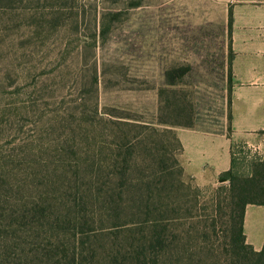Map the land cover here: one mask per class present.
Listing matches in <instances>:
<instances>
[{"label": "rangeland", "instance_id": "rangeland-1", "mask_svg": "<svg viewBox=\"0 0 264 264\" xmlns=\"http://www.w3.org/2000/svg\"><path fill=\"white\" fill-rule=\"evenodd\" d=\"M238 2H0V264L20 254L23 239L31 241L23 232L25 214L49 197L66 201L77 192L88 202L86 196L108 180L103 176L109 169L100 175L99 165L112 163L119 149L125 156L130 139L137 151L155 147L160 163L175 154L182 164L178 142L163 130L176 133L190 120L229 124L224 114ZM148 124L162 136L146 131ZM184 179L199 190L196 214L212 213L203 198L219 180L199 185L187 173ZM87 211L86 228L109 229L131 220L118 221L98 205ZM226 213V206L213 213L211 239L218 253ZM181 224L186 235L190 223ZM245 232L251 243L253 231ZM255 243L263 245V231Z\"/></svg>", "mask_w": 264, "mask_h": 264}, {"label": "trees", "instance_id": "trees-1", "mask_svg": "<svg viewBox=\"0 0 264 264\" xmlns=\"http://www.w3.org/2000/svg\"><path fill=\"white\" fill-rule=\"evenodd\" d=\"M14 1L22 0H0ZM112 16L116 20L119 14ZM109 28L104 27L102 33ZM193 125V120L185 124ZM143 128L162 136L152 124ZM163 131L172 134L182 153L177 134L170 129ZM137 147L130 139L125 156L119 149L110 158L112 163L99 165L100 175L109 169L103 176L108 180L98 186L94 195L86 196L88 202L83 201V195L78 198L77 192L66 201L49 197L25 214L23 232L31 241L23 239L20 254L3 264H264V244L260 250L255 249L245 234L247 206L264 204L263 156L247 144L233 142L230 168L219 176V186L203 198L212 213L199 215V190L184 179L186 172L177 156L171 154L160 163L162 156L155 147L142 145L139 151ZM164 149L169 151L167 146ZM89 205H98L118 221L124 217L131 220L110 230L86 228L90 222ZM222 206L227 207L228 214L222 227L223 247L218 253L211 236L216 227L213 213ZM181 221L190 223L186 235L184 229L179 231ZM124 231L126 234L121 235ZM200 240L204 244L194 247L192 241ZM187 251L190 253L184 258Z\"/></svg>", "mask_w": 264, "mask_h": 264}, {"label": "crops", "instance_id": "crops-1", "mask_svg": "<svg viewBox=\"0 0 264 264\" xmlns=\"http://www.w3.org/2000/svg\"><path fill=\"white\" fill-rule=\"evenodd\" d=\"M234 28L229 112L224 114L229 124L196 121L176 132L185 172L199 185L218 181L230 168L233 142L247 144L264 157V1L239 0ZM248 228L253 231L250 244L260 250L263 245H256L255 238L264 232V204L247 206L245 231Z\"/></svg>", "mask_w": 264, "mask_h": 264}]
</instances>
